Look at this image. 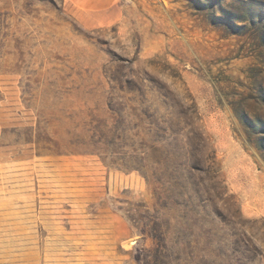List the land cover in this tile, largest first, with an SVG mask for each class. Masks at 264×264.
Returning a JSON list of instances; mask_svg holds the SVG:
<instances>
[{
    "label": "rangeland",
    "instance_id": "1",
    "mask_svg": "<svg viewBox=\"0 0 264 264\" xmlns=\"http://www.w3.org/2000/svg\"><path fill=\"white\" fill-rule=\"evenodd\" d=\"M0 264H264V0H0Z\"/></svg>",
    "mask_w": 264,
    "mask_h": 264
}]
</instances>
